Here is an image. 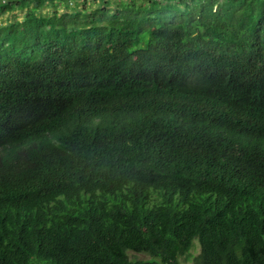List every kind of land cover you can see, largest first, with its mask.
<instances>
[{
    "label": "trees",
    "instance_id": "16d2710c",
    "mask_svg": "<svg viewBox=\"0 0 264 264\" xmlns=\"http://www.w3.org/2000/svg\"><path fill=\"white\" fill-rule=\"evenodd\" d=\"M91 1L0 5V264H264V0Z\"/></svg>",
    "mask_w": 264,
    "mask_h": 264
},
{
    "label": "rangeland",
    "instance_id": "374dc122",
    "mask_svg": "<svg viewBox=\"0 0 264 264\" xmlns=\"http://www.w3.org/2000/svg\"><path fill=\"white\" fill-rule=\"evenodd\" d=\"M169 1H171V0H168V1L164 0V2H169ZM56 4L59 5L58 3H56ZM168 4L169 3H167V5ZM86 7L87 8L93 7V1L88 0ZM51 8L52 7H51L50 3L48 1H45L44 6L42 7V12L46 14L50 11ZM62 9H64V7L62 5H60L58 7V11H62ZM21 17H22V12L19 10H16V9L13 10V12L8 13V14L3 15V16L0 14V25L5 23L8 20H12V19H15V20L18 19L19 20V19H21ZM198 249H199V244H198L197 240H194L192 249L190 250V253H192L193 255H197ZM129 257H133V258L140 259V260L148 259L147 256H144L143 254H133L131 252H129ZM183 259H185V260H183ZM180 264H192L191 258L190 259L189 258L187 259V257L181 258Z\"/></svg>",
    "mask_w": 264,
    "mask_h": 264
},
{
    "label": "built area",
    "instance_id": "2783aa9c",
    "mask_svg": "<svg viewBox=\"0 0 264 264\" xmlns=\"http://www.w3.org/2000/svg\"><path fill=\"white\" fill-rule=\"evenodd\" d=\"M6 3V0H0V5H3Z\"/></svg>",
    "mask_w": 264,
    "mask_h": 264
}]
</instances>
